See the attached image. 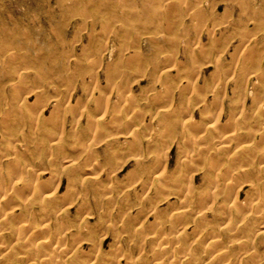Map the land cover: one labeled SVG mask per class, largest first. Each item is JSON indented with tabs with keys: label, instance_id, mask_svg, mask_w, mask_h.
Wrapping results in <instances>:
<instances>
[{
	"label": "clouds",
	"instance_id": "obj_1",
	"mask_svg": "<svg viewBox=\"0 0 264 264\" xmlns=\"http://www.w3.org/2000/svg\"><path fill=\"white\" fill-rule=\"evenodd\" d=\"M0 264H264V0H0Z\"/></svg>",
	"mask_w": 264,
	"mask_h": 264
}]
</instances>
